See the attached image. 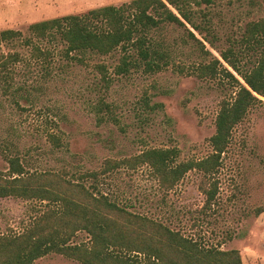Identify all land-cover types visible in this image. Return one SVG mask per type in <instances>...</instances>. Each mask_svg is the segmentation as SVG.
Instances as JSON below:
<instances>
[{
	"label": "rangeland",
	"instance_id": "obj_1",
	"mask_svg": "<svg viewBox=\"0 0 264 264\" xmlns=\"http://www.w3.org/2000/svg\"><path fill=\"white\" fill-rule=\"evenodd\" d=\"M131 1L0 0V31L26 34L36 22ZM205 10L213 32L208 38L224 50L229 39H241L247 23L264 18V0H213ZM161 35L176 47L178 55L174 65L159 73L146 74L138 67L125 76L114 75L118 51L105 57L92 55L87 66L68 63L57 51L51 75L35 62L18 64L11 79L17 94H4L0 89V172L9 168L5 155L18 156L29 172L63 168L78 174L97 172V178L86 179V185H95L121 206L158 219L205 245L237 250L242 264H264V98L233 131L216 175L219 192L211 209L203 210L202 175L196 171L187 173L170 192L159 188L146 167L101 175L106 160L129 158L147 148H177L178 162L200 160L212 153L209 139L215 133L221 101L231 97L229 87L192 74L195 64L207 63L212 57L204 58L192 41L186 45L181 39L187 36L184 29L168 27ZM204 45L223 63L216 50ZM239 48L246 54L243 66L247 69L254 52L241 44ZM94 64L107 66L109 85L100 80ZM99 101L111 108L102 122L95 113ZM105 114L103 110L101 116ZM54 131L62 134V149L54 148L47 138ZM44 206L38 201L0 199V235L21 232ZM88 242L85 232L72 239L73 244ZM34 264L79 263L49 255Z\"/></svg>",
	"mask_w": 264,
	"mask_h": 264
},
{
	"label": "trees",
	"instance_id": "obj_2",
	"mask_svg": "<svg viewBox=\"0 0 264 264\" xmlns=\"http://www.w3.org/2000/svg\"><path fill=\"white\" fill-rule=\"evenodd\" d=\"M212 4L213 0H132L120 7L103 6L82 15L36 22L29 25L26 34L0 31V48L11 50L0 51V89L4 94H17L11 79L21 63L35 62L51 75L57 53L68 63L87 66L92 55L105 57L118 51L114 75L125 76L138 67L146 74L159 73L174 65L178 55L176 47L161 34L168 27L184 29L187 36L181 38L183 42L188 45L192 41L204 58L212 57L207 63L195 64L192 74L199 79H217L231 92V97L220 103L215 133L209 139L212 153L200 160L178 162L177 148H147L129 158L106 160L101 175L146 167L159 188L170 192L187 173L196 171L202 175L199 191L205 197L203 210L211 209L219 192L216 175L233 131L264 98V18L247 23L241 39H229V46L220 50L208 38L213 32L205 9ZM204 42L218 52L226 66L206 50ZM239 44L254 52V61L247 69L243 66L246 54ZM93 69L109 85L107 66L94 64ZM103 110L107 114L101 116ZM95 113L98 122L107 120L110 105L99 101ZM59 135L54 131L47 136L56 149L65 146ZM5 161L9 168L0 172V199L38 201L45 206L21 232L0 235V264H34L49 255L79 264H242L237 250L205 245L158 219L121 206L95 185L87 186L86 179H96L97 172L78 174L68 168L29 172L18 156L5 155ZM79 232L89 236L87 244L72 243Z\"/></svg>",
	"mask_w": 264,
	"mask_h": 264
}]
</instances>
